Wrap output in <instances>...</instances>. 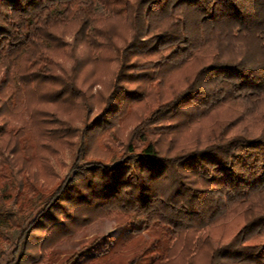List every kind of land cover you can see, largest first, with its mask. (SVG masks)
Returning a JSON list of instances; mask_svg holds the SVG:
<instances>
[{
    "label": "trees",
    "instance_id": "16d2710c",
    "mask_svg": "<svg viewBox=\"0 0 264 264\" xmlns=\"http://www.w3.org/2000/svg\"><path fill=\"white\" fill-rule=\"evenodd\" d=\"M113 211L99 257L264 264V0H0V239Z\"/></svg>",
    "mask_w": 264,
    "mask_h": 264
},
{
    "label": "rangeland",
    "instance_id": "374dc122",
    "mask_svg": "<svg viewBox=\"0 0 264 264\" xmlns=\"http://www.w3.org/2000/svg\"><path fill=\"white\" fill-rule=\"evenodd\" d=\"M97 9L102 11L101 5H97ZM155 58V57H154ZM152 58H150L152 62ZM140 62H149L148 57H142L137 59ZM148 60V61H147ZM138 62V61H137ZM117 62L112 60L107 66L108 69L116 70ZM141 64V63H140ZM145 64V63H143ZM97 88V87H96ZM95 87L93 88V91ZM104 100V98H103ZM104 105H101L98 109H92L90 116H94ZM142 106L139 108L141 109ZM136 122L130 123L127 127L132 129ZM121 141V137L117 139V143ZM122 142V141H121ZM94 147V146H93ZM119 147H116V155L107 154L109 163H113L117 160V154L119 152ZM97 150V149H96ZM10 155H12L10 151ZM52 164L54 165V172L57 174V178L60 179L69 170L71 163V157L68 150L64 149L62 154L59 157H53ZM83 226L76 229V231L70 235L64 237V239L55 243V245H48L47 236L49 227L42 233V239L36 244L34 242V257L30 260L26 259L27 251L29 247L27 246L24 249V243L21 239L20 228H13L8 233L5 231V234L0 239V264H73V260H78L77 256H81L85 264H128L129 260L132 257H135L140 251L141 248L149 245V240L143 239V241H131L124 253L119 252L115 255H108L106 257H99L98 254H95V249L100 248L103 245V241L106 239L118 238L121 234L120 226L124 223V217L113 211L107 215L98 216L94 220L85 222ZM125 237V235L123 234ZM51 246V247H49ZM113 248V247H112ZM146 252V251H145ZM23 259H21V257ZM20 261V262H19ZM77 264H80L79 262Z\"/></svg>",
    "mask_w": 264,
    "mask_h": 264
}]
</instances>
